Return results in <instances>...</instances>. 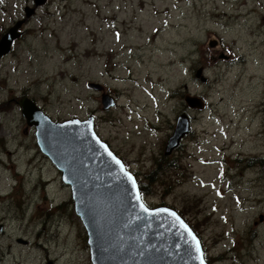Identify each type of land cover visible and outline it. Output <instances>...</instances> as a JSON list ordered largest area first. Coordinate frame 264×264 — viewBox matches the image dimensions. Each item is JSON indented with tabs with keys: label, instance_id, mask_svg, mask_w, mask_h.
<instances>
[{
	"label": "rangeland",
	"instance_id": "obj_1",
	"mask_svg": "<svg viewBox=\"0 0 264 264\" xmlns=\"http://www.w3.org/2000/svg\"><path fill=\"white\" fill-rule=\"evenodd\" d=\"M25 6L33 0H0V37L23 20L0 58V264H91L23 95L54 121L93 114L145 203L177 210L208 264H264V0H45L28 18ZM182 113L190 132L165 155Z\"/></svg>",
	"mask_w": 264,
	"mask_h": 264
},
{
	"label": "water",
	"instance_id": "obj_2",
	"mask_svg": "<svg viewBox=\"0 0 264 264\" xmlns=\"http://www.w3.org/2000/svg\"><path fill=\"white\" fill-rule=\"evenodd\" d=\"M44 2L33 0L34 7ZM34 7H24L26 18L31 16ZM22 23L23 20H17L0 37V58L10 52L13 41L21 33ZM88 86L94 90L103 88L98 82H89ZM183 100L190 108L203 107V100L197 96L185 94ZM100 102L103 109L115 105L114 97L108 93L101 95ZM17 103L26 123L35 128L39 149L61 172L62 181L70 186L74 212L86 231L91 264H200L195 243L180 227L176 217L195 235L203 254L193 229L175 209L167 206L151 208L144 203L134 174L95 133L92 115L86 119L54 121L26 95ZM190 129L189 116L180 114L166 140L164 154L169 155L178 147ZM113 157L136 181L135 190L131 189ZM137 193L140 201L135 200ZM139 203H144L150 211L142 212ZM173 212L175 217L170 215ZM204 264H207L205 259Z\"/></svg>",
	"mask_w": 264,
	"mask_h": 264
},
{
	"label": "snow or ice",
	"instance_id": "obj_3",
	"mask_svg": "<svg viewBox=\"0 0 264 264\" xmlns=\"http://www.w3.org/2000/svg\"><path fill=\"white\" fill-rule=\"evenodd\" d=\"M117 39H119V34H117ZM105 151H107L106 148H105ZM108 155L109 156H112V154L110 152H108ZM113 160H115V163L116 164L120 165V169H119L120 172L123 173V175L127 179V181L130 182L131 189L132 190H135L136 189V181L133 179V177L131 176V174H129L128 172L125 171L124 165L121 164L119 160H116L115 157H113ZM135 200L136 201H140L141 200V197H140V195L138 193L135 195ZM138 207L144 213H148L150 211L149 208L146 207L144 203H139L138 204ZM160 211L167 212L168 210L167 209H161ZM170 215H172L174 217L176 216V214L174 212L173 213H170ZM176 219L179 221L180 227L182 229H184V231L187 233V236L190 237L191 240L195 243V252L197 254H199V255H197L196 258L200 261V264H204V257H203V254L200 251L199 241L196 239L195 235H193L192 231L188 228V226L182 220L179 219V217H176Z\"/></svg>",
	"mask_w": 264,
	"mask_h": 264
},
{
	"label": "trees",
	"instance_id": "obj_4",
	"mask_svg": "<svg viewBox=\"0 0 264 264\" xmlns=\"http://www.w3.org/2000/svg\"><path fill=\"white\" fill-rule=\"evenodd\" d=\"M175 161V160H174ZM174 161H171V160H169L168 162H166L164 165H165V167H175V165H177ZM163 165V166H164ZM138 186H139V190H140V193H141V195H142V197L144 196V194L146 193V188H145V186H144V184H141V183H139L138 182ZM191 227H192V225H190ZM192 229H194L193 227H192ZM196 230L194 229V232H195ZM195 233H197V232H195ZM198 234V233H197Z\"/></svg>",
	"mask_w": 264,
	"mask_h": 264
},
{
	"label": "flooded vegetation",
	"instance_id": "obj_5",
	"mask_svg": "<svg viewBox=\"0 0 264 264\" xmlns=\"http://www.w3.org/2000/svg\"><path fill=\"white\" fill-rule=\"evenodd\" d=\"M2 34H3V33H2ZM103 87H104V86H103ZM102 91H103V92H107V91L104 90V89H103V90H100V91H94V90H93L94 93H99V94L102 93ZM108 93H109V92H108ZM176 118H177V117H176ZM175 120H176V119H175ZM190 120H191V116H190ZM173 128H174V127H173ZM185 136H186V135H185ZM183 139H184V137H183ZM179 146H181V142L179 143L178 147H179ZM172 161H174V160L172 159Z\"/></svg>",
	"mask_w": 264,
	"mask_h": 264
}]
</instances>
